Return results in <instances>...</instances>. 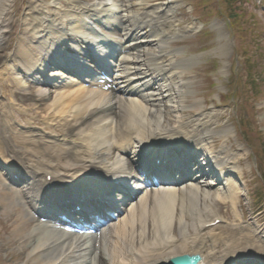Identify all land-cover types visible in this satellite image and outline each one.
I'll return each mask as SVG.
<instances>
[{"label": "bare ground", "instance_id": "1", "mask_svg": "<svg viewBox=\"0 0 264 264\" xmlns=\"http://www.w3.org/2000/svg\"><path fill=\"white\" fill-rule=\"evenodd\" d=\"M10 1L0 0V21L3 20L4 14L11 11L12 4H10ZM62 1L53 0L49 4V6H54L53 12L49 9L45 0H34L31 11H37L38 15L30 12L23 19L27 46L21 45L19 50H16L18 52L17 55L23 59V62L20 63L22 70L28 71L31 74L40 70L45 75L50 69L48 77L51 79L52 76H55L51 73L61 72L59 69L51 71L52 67L50 68L44 64L47 60L51 59L50 56L53 52H59V50L65 51L68 46H73L77 49H80V45L85 46L86 49L96 47V41L92 40L94 38L85 31L76 16L77 10H85L88 4L76 3L75 0H64L66 2V5H64ZM158 1L99 0L96 3L99 7H96L95 3L89 5L91 8L89 10L95 14L94 18L99 20L98 17H106V20L109 21L118 20L125 27L122 29L124 30V36H133L132 41L137 44L133 55L127 57L125 63L128 65L129 71L134 76H137L139 82H148V87L143 90L142 100L136 102L129 101L120 111H117L114 105H111L109 96L103 92L82 87L70 89L67 87L56 93L46 95L38 88L34 98L47 102L45 107L49 111H55L54 117L58 115L60 121L76 120L77 122L74 126H78L79 135L86 137V140L82 141V148L80 150L68 152L65 155L50 147H42L44 149H41L40 152H35L36 149L25 147L31 159H33L31 162H35L41 166V170L55 168V174H75L82 171L84 169L83 164L89 161V165L99 166L103 164L109 171L113 172V177L128 176V169L124 158L115 152V149H118L119 141L126 135H124V126L128 128L129 124L136 123L139 132L147 140L170 137L167 129L169 126H175L179 123L180 118L182 119V113L186 108L184 100L188 93L186 89H188V85L190 86V84L180 80V78L183 72L191 67V65L189 60L185 58L178 59V55L182 53L172 51L169 45L172 40L182 36L184 32L193 31L195 27L187 26L185 30L177 29L173 16L169 17V14L173 13L174 2L166 1L150 5L151 2ZM123 2H125L124 12L121 10ZM117 12H121L119 18L116 17L115 13ZM145 12H147V15H144ZM151 13H153L154 17L150 16ZM157 16L158 18H162L159 22L156 21ZM141 20L145 21L144 26L138 25ZM92 23L94 22L91 21V25ZM161 23L164 26L163 31H159ZM139 29H141L140 32ZM166 32L169 33L168 36H166ZM137 34L138 40L135 37ZM147 46L150 48L145 49ZM93 54L95 55V53ZM11 64L12 61L8 67ZM182 64H184V68L178 71V67ZM157 66L161 67L165 75L160 76L162 78L157 82H153L154 77L150 78V68L156 69ZM14 68H17V65H14ZM9 74L12 73L9 72ZM12 76H14L15 83L21 87H25L26 80L24 75L12 74ZM157 85H159V89ZM97 107L101 109L99 119H95L96 112L93 110ZM88 111H91L89 117L96 121L94 123L95 129L92 127L88 129V126L84 124V115ZM73 112H76L79 117L72 115ZM102 113H106L107 118H102L100 116ZM114 118L119 119L120 125H113ZM195 123L199 126L202 124L200 119L195 120ZM184 124L181 121L180 125L173 129L180 128ZM204 124H208V122ZM216 133L210 130L203 132L202 139H199V145H204L205 147L206 143L211 141ZM132 142H134V145L137 144V141ZM142 144L144 143H139V145ZM209 145L211 146L203 148V150L205 149L204 155L210 157L217 155L216 159L220 163L222 161L223 149L216 153L212 149V144ZM13 148L18 149L16 146H13ZM123 150L126 153L131 152L134 159H137L138 154L136 146L133 147V143H129ZM224 167H226V164ZM226 172L228 171L226 170ZM190 186L197 188L204 187L196 183H192ZM26 194L29 197H35V184ZM210 196L215 199V203L221 200V193L218 191H215ZM18 203L19 205L21 204L20 202ZM211 206L212 203L209 202L207 194L202 189L184 190L183 202L180 206L176 202V199H174L171 206L164 207L165 209H162V206L159 205L157 211L155 210L153 213L151 224H148L147 220L144 219L137 228L133 225L132 228L123 230L116 240L117 253L107 264H139V262L143 264H158L163 259L173 255L198 251L195 242L197 238L195 218L198 217L201 221L203 216H208L209 214L206 211ZM16 212L20 214V208L16 209ZM177 217H179L178 221H176ZM17 221H19V224L14 227L12 232L15 239L29 242L33 238V246L36 251L28 256L30 262L34 264H67L75 258L78 248L71 246L69 253L60 254L57 259H50L49 256L55 252L47 255L48 253L45 254L44 252L46 251L43 250V248L45 249L51 243L49 237L43 233L42 236H38L39 238H26L24 226H28V222L25 219L21 220L19 215L17 216ZM125 225H128V223L125 222ZM189 228L193 230V233H191ZM135 231L137 233L134 235ZM191 235L194 238L193 240L190 239L192 241H189L187 238ZM177 237L181 238L179 240L184 241L181 244L178 243ZM59 245V247H62L64 243H60ZM237 253L238 251L233 254L227 252L224 256L216 255L215 259H223L222 262L229 264L244 262L246 255ZM101 264H105L104 261H101Z\"/></svg>", "mask_w": 264, "mask_h": 264}, {"label": "rangeland", "instance_id": "2", "mask_svg": "<svg viewBox=\"0 0 264 264\" xmlns=\"http://www.w3.org/2000/svg\"><path fill=\"white\" fill-rule=\"evenodd\" d=\"M28 0H18L17 4L19 5L18 9L26 5V2ZM165 0H161L160 2H163ZM187 0V1H178V7L182 9L184 15L186 16V19L189 21H195L196 23H202L204 24V30L206 28H209V26H214L213 29H218L221 22L226 20V12L224 9V4H219L218 0ZM197 5H192L191 3H196ZM238 4V3H237ZM240 6V9L243 10L245 13V18L243 19L242 23L246 25L244 28H254L256 27V35L255 37H250L249 40H257L260 43L257 44V46L261 47L260 55L257 56H250V53H245L243 48L247 46V40L243 42L239 41L238 39L234 40V37L232 36V33L227 35L228 41L233 46V54L230 59V70L233 74V79L231 84L229 85L227 92L230 95L235 96V102L234 106L232 105L233 102L230 100L227 102L230 109H225L222 111L224 113V116L220 119V124L217 126H234L233 122L239 123L242 129V140L245 142V144L248 145L246 147L241 141H238L239 143L243 144L246 149H249L250 152H248V156L251 158L250 166L253 169V152L255 151V165L257 169H259L264 174V142L261 139L262 134L257 133L258 128L263 127L264 128V122L263 119L259 120V116L264 114V2L261 0H247L246 2L242 3ZM254 18V19H253ZM255 22V23H253ZM186 24V23H185ZM202 29V30H203ZM199 35L200 33L196 34H187L185 37L177 38L173 40L170 44L173 51H179L184 50L188 53V55L191 54H199L201 53L202 48L204 47L203 43L200 44L199 42L194 43L191 40L186 41V39L195 38V35ZM205 35L206 33H201ZM248 35V33H246ZM210 37L213 35L210 33ZM251 42V41H249ZM175 44V45H172ZM214 44L213 39H211L210 42H208V48L204 50L203 57L199 59V62L201 61V64L195 66L194 68L188 70L185 72L184 76L182 77L183 80H189L191 82L190 87L191 93L187 95V98L185 100V106L188 108L186 110L193 111L194 114L198 112V109L205 108V106H195L192 107L195 102H199L203 104V100H205L206 103L209 102L211 99L209 85L207 82H205V77H207L206 74H204L203 66H201L203 63L206 64L207 62L211 63L210 61H215L216 54L210 55L209 52L211 50H215L217 45L211 47V45ZM203 45V46H201ZM201 46V47H200ZM200 47V48H199ZM211 47V49H210ZM255 48H257L255 46ZM210 59V60H207ZM1 62V60H0ZM246 62L250 64L252 70L250 73V78H248V74L244 71L246 68ZM196 72H199L200 75ZM191 79V80H190ZM239 79V81H238ZM0 90L2 88L0 87ZM18 91V90H17ZM26 93V92H25ZM252 93V94H251ZM11 95H13L11 93ZM14 96V95H13ZM232 96V99H233ZM246 97H252L250 100L246 99ZM262 98L258 102V100ZM240 105L241 109L239 113L236 112L237 106ZM26 108V107H25ZM205 110V109H204ZM41 114L44 116V121H46L47 114L45 112H41ZM249 115V120L246 121V116ZM244 137V138H243ZM248 138V139H247ZM264 138V137H263ZM247 139V140H246ZM219 138L216 139L215 144L213 145L215 149L217 150L219 145L217 144ZM251 144L249 143V141ZM233 142V141H232ZM235 142L233 143V145ZM23 149H25V146L22 144L20 145ZM22 149V150H23ZM251 178L248 179L247 176H244V179H246L245 186H242V189L245 190V194H247L249 190V183L251 182L256 183L254 181V170L248 169ZM253 183V184H254ZM262 184V182L260 183ZM256 186V184H255ZM257 187V186H256ZM247 197V196H246ZM254 198H248L249 201V207L247 210H245V207L243 206V201L240 198V205L238 208V214H241L245 216H250V214H255L257 212L256 204L253 201ZM3 199H0V206L2 204ZM251 210V212L249 211ZM3 214H6L4 216ZM252 222V221H250ZM19 224L18 222H15V213L13 211H6L2 213L0 210V264H34L29 261L28 256L32 255L36 249H34V242L30 239L29 242L20 243L18 239H15V237L12 235L14 227ZM35 224V222L33 223ZM23 226V225H22ZM27 235L34 236L36 235V232L34 231V225L28 226L27 233L25 234L26 238H29ZM33 242V243H31ZM31 243V244H30ZM60 251L54 253L53 255H50V259H53L57 255H60ZM55 259V258H54Z\"/></svg>", "mask_w": 264, "mask_h": 264}]
</instances>
